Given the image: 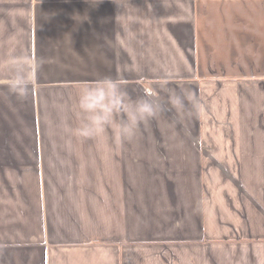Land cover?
<instances>
[{"label": "crops", "instance_id": "crops-1", "mask_svg": "<svg viewBox=\"0 0 264 264\" xmlns=\"http://www.w3.org/2000/svg\"><path fill=\"white\" fill-rule=\"evenodd\" d=\"M123 4L0 0V264H264V0Z\"/></svg>", "mask_w": 264, "mask_h": 264}, {"label": "rangeland", "instance_id": "rangeland-1", "mask_svg": "<svg viewBox=\"0 0 264 264\" xmlns=\"http://www.w3.org/2000/svg\"><path fill=\"white\" fill-rule=\"evenodd\" d=\"M173 1V0H172ZM137 5H133V7H131V0H124V4H123V8H122V12H121V15H122V20L124 21V25H126L128 27V31L130 32V24H131V21L132 19H136V15L138 14L137 12L139 11L137 9ZM142 13V12H141ZM140 13V14H141ZM198 13V12H197ZM146 14V13H145ZM147 14H150L152 15V12H149ZM186 14H192V12L189 11V8H188V11L186 12ZM156 17V16H155ZM130 35V34H129ZM124 47L125 48H128L129 52L131 51V37H128V39H124ZM155 50H156V53L154 55V59L152 58L150 61L151 63L153 64H156L158 63L159 61V57H157V55L161 54L162 53V48H166L167 45L162 43L161 41H157L155 40ZM131 64V63H130ZM139 67H142V64L139 62ZM173 66V65H172ZM135 67L137 68V66L135 65ZM58 68L59 69H67L68 68V65L67 63H59L58 64ZM127 68L130 70L131 66L128 65ZM68 78H71V77H68ZM124 80H127L129 79V76H124L123 77ZM130 80V79H129ZM156 94V93H155ZM126 98L124 99H130L129 96H125Z\"/></svg>", "mask_w": 264, "mask_h": 264}]
</instances>
